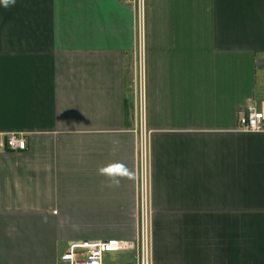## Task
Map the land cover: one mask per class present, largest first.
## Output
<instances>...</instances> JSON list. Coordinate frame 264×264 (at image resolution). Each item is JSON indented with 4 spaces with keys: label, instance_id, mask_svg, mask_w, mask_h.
<instances>
[{
    "label": "crops",
    "instance_id": "1",
    "mask_svg": "<svg viewBox=\"0 0 264 264\" xmlns=\"http://www.w3.org/2000/svg\"><path fill=\"white\" fill-rule=\"evenodd\" d=\"M144 54L153 264H264V0H146ZM140 124L135 4H0V264L135 240Z\"/></svg>",
    "mask_w": 264,
    "mask_h": 264
},
{
    "label": "built area",
    "instance_id": "2",
    "mask_svg": "<svg viewBox=\"0 0 264 264\" xmlns=\"http://www.w3.org/2000/svg\"><path fill=\"white\" fill-rule=\"evenodd\" d=\"M135 4L137 12V44L139 50V106L140 140L138 171V236L135 240L109 238L96 241L73 243L61 255L62 264H104L105 255L112 252H135L136 264H153L152 228L149 182V142L145 126V22L146 0H129ZM239 126L242 131H264V112L254 105H249L241 116ZM1 147L11 150H24L27 147L25 137L9 135L0 142Z\"/></svg>",
    "mask_w": 264,
    "mask_h": 264
},
{
    "label": "clouds",
    "instance_id": "3",
    "mask_svg": "<svg viewBox=\"0 0 264 264\" xmlns=\"http://www.w3.org/2000/svg\"><path fill=\"white\" fill-rule=\"evenodd\" d=\"M15 0H0V4H3L5 8H7L10 4H14ZM100 173L103 175H107L112 178L116 177H124L129 175L128 169L125 165L121 163H114L108 166L102 167L100 169Z\"/></svg>",
    "mask_w": 264,
    "mask_h": 264
}]
</instances>
